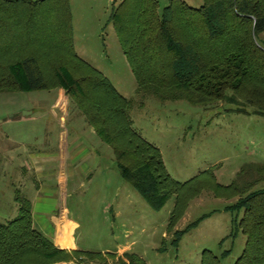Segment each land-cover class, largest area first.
I'll return each instance as SVG.
<instances>
[{
    "label": "trees",
    "instance_id": "16d2710c",
    "mask_svg": "<svg viewBox=\"0 0 264 264\" xmlns=\"http://www.w3.org/2000/svg\"><path fill=\"white\" fill-rule=\"evenodd\" d=\"M109 21L137 90L197 104L221 101L264 115V0H202L197 7L169 0L161 12L157 0H121ZM53 85L64 88L110 145L121 176L150 207L158 210L176 195L169 222L173 227L184 210L182 195L197 184L171 178L159 149L134 130L130 101L75 53L68 0H0V91ZM217 188L230 198L238 196L225 208L235 213L231 235L240 229L246 236L233 264H264V163L244 166L238 180ZM14 200L16 215L0 222V264H53L81 255L106 262L101 252L56 247L33 226L30 201L19 193ZM192 225L177 230L174 243ZM117 261L147 264L129 251ZM200 264L221 262L203 250Z\"/></svg>",
    "mask_w": 264,
    "mask_h": 264
},
{
    "label": "rangeland",
    "instance_id": "374dc122",
    "mask_svg": "<svg viewBox=\"0 0 264 264\" xmlns=\"http://www.w3.org/2000/svg\"><path fill=\"white\" fill-rule=\"evenodd\" d=\"M168 1L157 0L159 12ZM184 1L195 7L202 3ZM74 5L76 10L95 6ZM114 6L97 5V11L103 13L99 21L102 26L72 34L74 51L130 101L128 114L134 130L159 149L171 178L181 184L192 181L197 185L182 195L184 210L171 227L176 195L172 194L158 210L150 207L121 176L110 145L96 135L92 143H84L92 150L86 162L91 175L76 179L66 199L72 216L79 222L76 239L84 248L97 252H114L128 246L126 250L136 253L147 264H200L203 250L218 256L221 264H233L242 253L246 236L240 229L231 235L235 213L225 208L238 196L230 198L217 185L226 186L238 180L241 169L248 164L264 163V115L242 112L221 101L197 104L184 98H161L151 89L137 90L109 21ZM59 89L65 93L57 85L45 90L0 91V222L5 221L3 214L10 218L16 215V193L28 200L35 196L38 173L29 153L59 150L66 132L68 142L81 136L75 131L71 116L61 120L59 111L52 107ZM66 96L68 108L73 109L75 103ZM33 107L49 121L46 131L41 123L23 118L24 111ZM54 111L56 118L52 117ZM86 138L88 135L82 134L80 141ZM5 146L15 156L12 164L6 163ZM74 152L82 153L81 149ZM56 166L45 165L48 169ZM55 182L53 177L46 179L50 185ZM47 194L42 193L40 198H47ZM189 225L190 229L174 243L175 232ZM109 259L108 263L113 260L118 264L114 257Z\"/></svg>",
    "mask_w": 264,
    "mask_h": 264
},
{
    "label": "crops",
    "instance_id": "0c3cea01",
    "mask_svg": "<svg viewBox=\"0 0 264 264\" xmlns=\"http://www.w3.org/2000/svg\"><path fill=\"white\" fill-rule=\"evenodd\" d=\"M120 1L121 0H68L71 13L72 34L74 35L76 32H86L88 30L101 27L102 25L99 21L103 19V13H99L97 11V5L110 3L114 6ZM75 3H85L95 6L91 8H79L76 10L74 5ZM95 9L96 11H93ZM52 107L59 111L61 120L65 119L66 116H71L73 119L72 121L74 122L75 131L81 136L78 135L77 137L72 138L71 142H68L66 141V132V135L64 136L65 142L64 144L60 145L59 150H44L29 153L32 155L30 157V161H32L31 163L35 166V170L38 173V181L35 182V196L32 200H29L31 203L32 224L43 236L48 238L56 247L60 249H64L69 252H97L84 248L77 241L75 232L79 222L72 216L66 204L67 196L70 194L76 179L80 177H86L87 179L91 175V169L88 167L86 162L91 157L92 150L85 146L84 143H92L97 134L93 127H91L86 122L83 114L76 106H74L73 109L68 108V97L65 95L64 91H62V89L57 91L56 98L52 103ZM33 109L34 107L30 111H24L23 118L25 120L32 118V120L41 123L42 127H44L43 129L46 131L47 123L49 121L44 118L45 115H42L41 112ZM24 110L28 109L24 108ZM38 112L40 114H38ZM52 117L56 118L55 111L53 112ZM84 133L88 135V139L86 138V140L83 142L80 141V139L82 138V134L85 135ZM43 140H45V136L43 137ZM4 148L6 154V163L12 164L15 156L12 153H9L7 146ZM80 149L82 151L80 155L74 154V150L78 151ZM48 163H56L57 166L55 169H48L45 167V165ZM48 177H53V179L56 181L54 185L46 183V179H48ZM45 192H49V194H47L48 197L41 199V194H44ZM15 209L18 210V207ZM2 217L5 221L11 219L10 215L7 216L3 214ZM126 249H129V247L123 246L114 252L101 250L103 259L106 260L105 263L100 262L99 257L90 258L81 255L79 260L73 257L71 260L61 261L53 264H110L108 263L110 260L109 257H111L109 253H112V257L117 260L119 257H122L124 252L129 251ZM111 263L116 264L113 260Z\"/></svg>",
    "mask_w": 264,
    "mask_h": 264
}]
</instances>
